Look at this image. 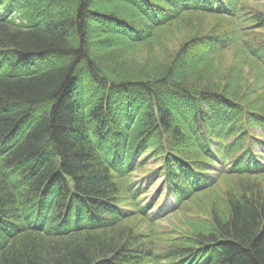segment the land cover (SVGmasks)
<instances>
[{
  "label": "trees",
  "instance_id": "1",
  "mask_svg": "<svg viewBox=\"0 0 264 264\" xmlns=\"http://www.w3.org/2000/svg\"><path fill=\"white\" fill-rule=\"evenodd\" d=\"M257 2L0 0V264H264ZM145 153L175 211L215 193L175 239Z\"/></svg>",
  "mask_w": 264,
  "mask_h": 264
},
{
  "label": "rangeland",
  "instance_id": "2",
  "mask_svg": "<svg viewBox=\"0 0 264 264\" xmlns=\"http://www.w3.org/2000/svg\"><path fill=\"white\" fill-rule=\"evenodd\" d=\"M252 3V2H250ZM254 7H257L258 9L264 10V0H259V2L254 4ZM8 12L5 10H0L1 15H5ZM94 41V40H93ZM175 43V42H174ZM232 56V51L228 50L224 54L223 57H221L220 61H225L229 57ZM144 55H140L138 53V56H136V60L141 61L143 60ZM260 83L262 86H264V78L262 77L260 79ZM255 132L257 135H261V129L255 128ZM263 136H260V140H262ZM264 138V137H263ZM255 150L259 155H261V161L264 162V144H261L259 142H256ZM161 162L158 157L154 155H149L148 153L139 155L135 160L132 162V172L129 173L127 176L128 182H135L134 187H138L140 190H138V203L139 206H145L146 211H150L151 213L157 214L158 218H151V216H148L155 224V227L157 228V233L161 236H170L172 238H177L176 236L181 235V233H184L186 230V222L184 221L185 218H189L191 221L195 219V221L199 220L201 218V214L203 213L201 211V206H197L196 203H203L206 202L209 196L214 195V192H211L206 198L203 200H199L192 204L188 210L181 209L179 211L174 210V198L167 193L166 184L164 183L162 172L160 170ZM215 170L211 171V173H214ZM257 181V180H256ZM225 181L221 182L224 183ZM264 183V178H263ZM207 195V194H206ZM204 195L203 197H205ZM213 198V197H212ZM188 204V202H185ZM196 210H198L199 214L196 213ZM203 214H207L203 213ZM202 214V215H203ZM156 217V216H155ZM184 218V220H183ZM203 218V217H202ZM139 228L142 230L143 224H140Z\"/></svg>",
  "mask_w": 264,
  "mask_h": 264
}]
</instances>
